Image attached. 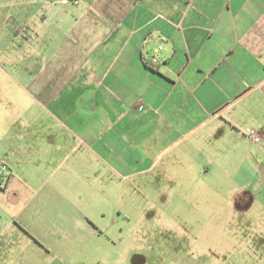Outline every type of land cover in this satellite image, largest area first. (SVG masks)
Returning <instances> with one entry per match:
<instances>
[{
  "label": "crops",
  "instance_id": "crops-1",
  "mask_svg": "<svg viewBox=\"0 0 264 264\" xmlns=\"http://www.w3.org/2000/svg\"><path fill=\"white\" fill-rule=\"evenodd\" d=\"M76 1L0 0V264H264V0Z\"/></svg>",
  "mask_w": 264,
  "mask_h": 264
},
{
  "label": "rangeland",
  "instance_id": "rangeland-1",
  "mask_svg": "<svg viewBox=\"0 0 264 264\" xmlns=\"http://www.w3.org/2000/svg\"><path fill=\"white\" fill-rule=\"evenodd\" d=\"M102 177V176H101ZM102 184V183H101ZM101 190V189H100ZM139 197H140V190L138 186H133L131 183L130 186L128 185V182L125 183V189L123 186V180L121 178H116V182L114 185V198L116 202V210H120L124 215L127 214L131 221L127 222L124 220L122 215L118 216L116 215L114 217V224H108L109 230H116L117 232L122 228L124 232H129L128 236L129 239L127 240V244H135L136 246H141L142 244H146L151 246L152 243L157 241V238L154 236V233L152 235V232H155L156 230H162L164 232L163 235L158 234V245L162 246L164 251L171 250L172 247L180 248L179 250L173 249L172 255H179V257H183L187 255L188 252L187 248L192 246L193 241L190 237L187 236L186 233H178L179 231L175 228L176 223L174 221H163L162 226L159 224V222L156 220L155 217H153L150 214L145 215L144 210L141 208L139 204ZM175 206V205H174ZM179 210L183 209L184 207L179 205L176 206ZM145 215V216H144ZM108 217H113L109 216ZM144 217V219H143ZM142 218V220H140ZM111 222V221H110ZM185 224V222H180L178 225L182 226ZM249 231L252 234L254 231H261L264 230V222H249ZM181 229V228H180ZM115 240H118V238H114ZM228 245H234L235 239L234 238H210L211 243L215 244V240H220ZM125 240V239H124ZM198 243L200 242L199 239H197ZM124 242H119V244H123ZM185 254H183V252ZM164 253V260L166 261V256L172 257L171 253L169 252H163ZM149 256V255H148Z\"/></svg>",
  "mask_w": 264,
  "mask_h": 264
},
{
  "label": "built area",
  "instance_id": "built-area-1",
  "mask_svg": "<svg viewBox=\"0 0 264 264\" xmlns=\"http://www.w3.org/2000/svg\"><path fill=\"white\" fill-rule=\"evenodd\" d=\"M68 0H64V2H66ZM73 3H77L76 0H73ZM162 47L160 46L159 49H161ZM151 64L155 63L157 61L156 57L153 56L151 59ZM244 135L251 140V142H253L254 144H258L261 141V133L253 128V127H246L243 130ZM7 170V167L5 165H0V178L3 172H5Z\"/></svg>",
  "mask_w": 264,
  "mask_h": 264
}]
</instances>
